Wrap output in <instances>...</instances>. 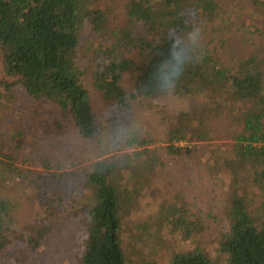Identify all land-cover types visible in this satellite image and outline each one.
Returning a JSON list of instances; mask_svg holds the SVG:
<instances>
[{"label": "trees", "instance_id": "obj_1", "mask_svg": "<svg viewBox=\"0 0 264 264\" xmlns=\"http://www.w3.org/2000/svg\"><path fill=\"white\" fill-rule=\"evenodd\" d=\"M124 10L125 17L114 24L96 0H0V71L12 79L0 74V110L19 86L34 104L66 110L80 138L90 140L99 130L84 77L103 101L115 102L117 125L128 123L135 107H149L156 97L183 98L186 105L166 116L164 145L147 148L154 139L140 129L126 146L145 147L133 151L136 159L153 154L150 164H141L142 173L158 171L160 153L193 165L202 185L225 195L227 226L217 247L228 254L227 264H264V0H128ZM81 28L99 40L87 63ZM188 36L182 44L173 43ZM18 115L21 127L8 137L0 133V175L20 179L33 194L0 191V264H36L66 215L77 221V264H129L120 237L113 157L92 158L87 176L92 195L73 186L74 197L87 199L78 210L66 203L74 202L67 190L51 187L53 176L69 171L52 176L50 170L75 165L79 157L75 160L73 152L66 163L54 162L36 128L30 153L20 160L30 124ZM127 166L124 172L131 176L139 167ZM178 201L163 205L170 230L185 240L200 235L205 230L201 217L184 197L178 195ZM33 206L27 221L25 210ZM140 262L156 264L147 258ZM167 264L211 260L194 247L174 251Z\"/></svg>", "mask_w": 264, "mask_h": 264}, {"label": "rangeland", "instance_id": "obj_2", "mask_svg": "<svg viewBox=\"0 0 264 264\" xmlns=\"http://www.w3.org/2000/svg\"><path fill=\"white\" fill-rule=\"evenodd\" d=\"M96 1L99 6L107 10L111 22L114 24L115 20L125 17L124 8L128 0ZM82 31L83 28H81L79 36L80 45L84 54L83 60L87 63V59L93 55L99 40L92 37L89 31L84 33ZM0 74L4 79L12 80L6 77L2 70ZM82 81L88 91L99 130L98 135L90 140L80 138L66 110L59 111L54 107V104L52 107H46L45 104H34L31 96L19 86L9 92L5 100H2L0 133L8 137L14 127H21L18 113H23L25 121H29L30 124L26 133L28 144L19 154V159L22 160L24 155H29L33 142L32 129L36 128L43 136L45 151L54 162L62 165L74 152V159L79 157L75 165L64 166L65 168L62 165L58 169L50 170L52 176L69 171V174L59 175V178L53 176L51 187L52 190H67L65 195L74 197V187L77 186L84 187L85 195L93 193L94 187L87 178L92 158L97 156L99 159L113 157L116 167L113 182L119 200L120 214L123 218L120 237L122 244L124 243L126 247L129 264H142L145 261L140 262L142 258H147L156 264H167L168 258L174 251L194 247L206 251L211 264H227L228 254L219 252L217 247L219 232L227 226L223 209L224 193L216 192L210 186L202 185L193 165L188 167L184 165L182 159L172 158L163 153H160L159 158L162 160V164L157 172L150 170L142 173L143 166L140 167L141 164H150L153 154L148 152V156L136 159L131 156L135 153L133 151H140L145 147L126 146V140L135 136L140 129L144 137L154 139V143L147 148L153 149V147L164 145L163 133L168 123L166 116L178 112L182 106L186 105L184 99L174 94L156 97L151 100L149 107H135L134 115L128 123H125L128 121L126 120L123 124L117 125L116 120L119 117V112L116 110L115 102L103 101L100 95L94 91L88 76L84 77ZM187 103L191 104L195 101L188 99ZM31 106H35L37 111L30 112ZM160 118L164 120L162 121ZM114 133L116 134L114 135ZM126 157L127 159H125ZM17 164L21 167L24 166L20 161ZM128 164L139 166L136 172L132 173L133 176L126 175L124 172L129 169ZM140 175L143 176L141 181ZM26 186L20 179L13 178L8 174L0 175V191L3 193L32 195L33 189ZM178 195L185 198L191 212L201 217L205 228L200 235L191 236L187 240L179 232L170 230V225H167L168 221L166 222L164 219L167 214L162 212L165 203L180 205ZM70 201L66 200V203L75 205L78 210L87 203V199L82 196L74 197L73 203ZM24 204H26L25 201ZM33 212L34 206L27 208L24 215L25 220L28 221ZM137 229L139 232H135ZM77 232V221L73 216L66 215V218L59 219L47 246L41 248L36 264H77L74 240ZM140 241L144 243L141 244Z\"/></svg>", "mask_w": 264, "mask_h": 264}, {"label": "clouds", "instance_id": "obj_3", "mask_svg": "<svg viewBox=\"0 0 264 264\" xmlns=\"http://www.w3.org/2000/svg\"><path fill=\"white\" fill-rule=\"evenodd\" d=\"M188 38H190V36H188V37H181L179 40H174L173 43L182 44L185 41V39H188ZM185 63H187V60H185ZM177 76H179V73L178 72H177ZM115 134L116 133H114V135Z\"/></svg>", "mask_w": 264, "mask_h": 264}]
</instances>
